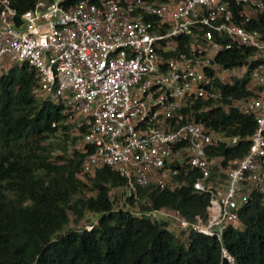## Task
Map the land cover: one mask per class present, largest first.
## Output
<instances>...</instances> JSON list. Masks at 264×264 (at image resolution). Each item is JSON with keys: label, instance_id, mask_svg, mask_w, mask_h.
Instances as JSON below:
<instances>
[{"label": "built area", "instance_id": "1", "mask_svg": "<svg viewBox=\"0 0 264 264\" xmlns=\"http://www.w3.org/2000/svg\"><path fill=\"white\" fill-rule=\"evenodd\" d=\"M65 2L0 0V75L15 62L35 69L36 97L61 104L65 124L89 147L84 174L108 166L135 195L149 185L173 189L180 167L196 169L193 189L209 196L205 219L168 209L146 215L164 213L179 230L214 237L233 263L224 229L239 223L251 192L264 203V33L245 25L264 11V0ZM23 4L29 6L21 10ZM244 48L251 52L241 65L216 60ZM246 72L249 94L229 105L255 119L247 150L208 159V150L234 146L239 137L207 126L194 103L227 108L222 86Z\"/></svg>", "mask_w": 264, "mask_h": 264}, {"label": "trees", "instance_id": "2", "mask_svg": "<svg viewBox=\"0 0 264 264\" xmlns=\"http://www.w3.org/2000/svg\"><path fill=\"white\" fill-rule=\"evenodd\" d=\"M245 25L264 33V11ZM250 52L228 50L216 60L233 67L244 63ZM37 79L26 62H15L0 75V264H264V203L257 192H251L239 209V223L223 231L222 244L234 259L228 263L214 237L181 230L185 235L181 241L166 220L146 215L168 209L189 221L196 215L205 219L209 196L193 189L196 169L180 167L173 189L149 185L137 187L134 195L128 193L126 178L108 166L90 176L82 172L87 144L73 148L62 161L53 160L49 139L56 133L69 138L73 125L65 124L61 104L36 97ZM247 80L248 72L222 86L221 102L227 108L211 107L208 100L194 103V112L207 126L239 137L234 146H221L214 153L208 150V159L218 154L241 157L247 150L255 119L229 105L232 98L249 94ZM65 145L60 143L57 149ZM81 175H88L89 186ZM84 188L94 194L80 196ZM112 188L125 190L127 208L116 205ZM134 206L136 214L131 210ZM86 212L97 215L96 223L58 234L69 223V215L78 223Z\"/></svg>", "mask_w": 264, "mask_h": 264}, {"label": "rangeland", "instance_id": "3", "mask_svg": "<svg viewBox=\"0 0 264 264\" xmlns=\"http://www.w3.org/2000/svg\"><path fill=\"white\" fill-rule=\"evenodd\" d=\"M69 134V138H65L61 133H56L55 135H53L50 139H49V146L51 148V154H52V158L53 160H58V161H62L63 158H67L70 157L72 155V151L73 148H81L82 146V141H81V137L76 135V131L73 128V126L70 127V130L67 132ZM77 136V137H76ZM76 137L74 142H72V138ZM60 143H65L66 147L63 148H58V146L60 145ZM59 144V145H58ZM57 157V158H56ZM59 157V158H58ZM88 176V175H87ZM86 175H81V178L87 183V185H90V182L88 181V177ZM125 190L122 188H112L110 191V195L111 197H115V203L117 206H121L123 208H127L126 204H124V194ZM94 191L89 190V188H84L82 189V191L79 193L80 196H84V197H88L90 195H93ZM132 212H134L135 214L137 213L136 211V207L134 206L133 208H131ZM167 211V210H166ZM165 211V212H166ZM170 213V212H168ZM70 220L69 223L67 225H65L62 230H60L58 232V234L64 233L66 231H68L69 229L72 228H89L90 224L92 223H96V214H92L91 212H86L84 217L78 222L75 223L73 221V217L71 215H69ZM157 218L158 219H163L166 220L168 222V226L170 227V230L181 240V241H185V235L184 232L179 230L178 227L175 225V221L168 215H165L164 213H157Z\"/></svg>", "mask_w": 264, "mask_h": 264}]
</instances>
